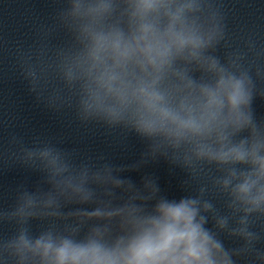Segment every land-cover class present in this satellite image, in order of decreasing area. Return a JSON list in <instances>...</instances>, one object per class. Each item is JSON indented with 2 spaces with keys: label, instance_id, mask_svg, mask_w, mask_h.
<instances>
[{
  "label": "clouds",
  "instance_id": "clouds-1",
  "mask_svg": "<svg viewBox=\"0 0 264 264\" xmlns=\"http://www.w3.org/2000/svg\"><path fill=\"white\" fill-rule=\"evenodd\" d=\"M240 96V84L234 85L232 101ZM246 191V188H242ZM166 222L157 238H146L138 246L136 255L129 264H216L212 250L218 249L211 237L195 221V210L182 202L164 209ZM49 246L45 245V248ZM83 252H70L67 246L58 252L59 264L71 260L79 264ZM108 264H114L109 261Z\"/></svg>",
  "mask_w": 264,
  "mask_h": 264
}]
</instances>
